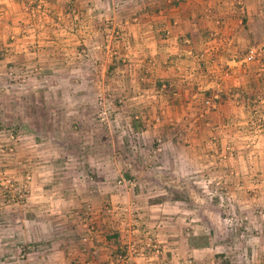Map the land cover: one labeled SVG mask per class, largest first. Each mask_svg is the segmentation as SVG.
<instances>
[{
    "label": "crops",
    "instance_id": "obj_1",
    "mask_svg": "<svg viewBox=\"0 0 264 264\" xmlns=\"http://www.w3.org/2000/svg\"><path fill=\"white\" fill-rule=\"evenodd\" d=\"M240 1L0 0V77L36 83L41 114L29 198L0 193V264H126L131 230L162 243L134 264H264V0ZM217 193L255 235L219 232Z\"/></svg>",
    "mask_w": 264,
    "mask_h": 264
},
{
    "label": "rangeland",
    "instance_id": "obj_2",
    "mask_svg": "<svg viewBox=\"0 0 264 264\" xmlns=\"http://www.w3.org/2000/svg\"><path fill=\"white\" fill-rule=\"evenodd\" d=\"M115 3H119V2L116 1ZM112 5L115 4L112 1H110V6ZM113 31L115 30L113 29L112 32L109 33V35L112 38L119 39L120 32H119V36L116 37L113 35ZM28 78L31 79L32 77H28ZM103 78L104 77H94L96 83L94 84V89L92 94H94V96L96 95L95 97H97V99L94 104L96 105V107L93 104H90L94 106L93 109L95 110L94 115L93 113L90 114V119H92L93 117H96L95 120L98 119L97 117L101 118L98 112L100 110L101 113L102 104H101V99L99 98V96H97V94L98 93H102L105 95L107 94V92H105L106 84L102 83ZM19 79L21 78L0 77V193L8 194V192L11 193L12 191V193L15 194L10 196L11 202H15V203L20 202V204H22L21 202L24 203L29 198L30 185L31 182H33L31 170L37 169V164H38L37 160H39L37 159V152H36L37 144H35V146L32 147L28 145V143H30V141H32L33 138H35V136L37 137V131L33 130L31 126L37 123L35 122L37 121V115L38 117H40L41 114L37 113V104H35L37 98V96H35L36 94L35 91H37L36 83L31 82L30 84L25 85L23 89L21 87L20 89H17L19 87L17 86V82H20ZM12 84L15 86H11ZM90 84H93V82L91 81ZM106 116L109 117V115L107 114ZM18 150H25L26 152L24 154L26 157H24V159H22L21 161H18ZM195 180L204 183L202 185H204L206 188L207 186L209 187V185L215 181L208 177L205 179L192 178L191 180L185 181V184L186 185L190 184L191 186H194V184L191 181H195ZM218 182L221 181L219 180ZM221 183L218 184L217 187L221 186L222 185ZM201 194H202L201 195L202 198L204 199L203 202L205 203L206 197L208 196L206 193H201ZM219 194L220 193L216 194L217 198H220L223 195L224 196H223V202H221V204L218 205V207H216L218 211L217 213L220 214L221 212V215L224 217V219H226V225L223 224L224 221L223 223L220 224L219 232H222L223 230L226 229L225 227H227L229 231L233 229L232 233L235 234L236 233L239 234L237 231L242 230V233H240L238 237H233L236 239H241L242 237L246 238L247 237L246 235H249L251 233L255 235V231L257 232V230H255L254 228H252V226H250V225L256 226L255 220L254 219L249 220V218L241 215L240 210L235 209L237 205H236V201L234 200L235 198L232 195L227 196L225 194H221V195ZM219 200L220 199H217L216 201ZM208 215L209 213H207V216ZM236 220L238 221V224H236ZM227 245L231 246L233 250H238L239 248H243L245 246L244 243L243 245H241V242H236V240H234V242L228 243Z\"/></svg>",
    "mask_w": 264,
    "mask_h": 264
},
{
    "label": "built area",
    "instance_id": "obj_3",
    "mask_svg": "<svg viewBox=\"0 0 264 264\" xmlns=\"http://www.w3.org/2000/svg\"><path fill=\"white\" fill-rule=\"evenodd\" d=\"M235 4L237 7H239L241 9L242 7V3L240 0H235ZM216 25H220V21L217 19L216 21ZM113 35L114 36H119V32L118 31H113ZM219 38L221 39L220 35H218ZM83 56L85 57V59H88V53L87 52H83ZM262 59V53L261 50L256 48V47H251L250 49L247 50V52L243 55V57L240 59L241 64L243 65H247V64H251L254 62L260 63ZM222 66V65H221ZM205 104L207 106H210V100H207L205 102ZM260 122H262V120H260ZM259 123V120H258ZM258 126H256L257 129ZM259 129V128H258ZM9 182V181H8ZM120 184V182H119ZM93 227L90 228L91 230V234L93 232ZM138 233H136V231L131 230L129 233V236L127 238V241L125 243V247L128 249L129 251V255L127 254H118L117 256V260L122 262V263H126V264H134L132 261L129 260V257L133 256H146L147 253H152L155 257L160 258L162 255V248L161 245L162 243L160 241L157 240V238L152 235V234H145L142 237V244L141 245H136L135 242H133V239L136 237ZM124 247H122V249H126Z\"/></svg>",
    "mask_w": 264,
    "mask_h": 264
}]
</instances>
